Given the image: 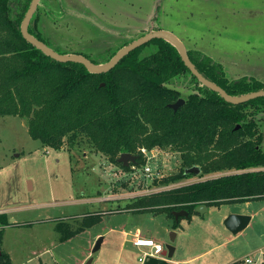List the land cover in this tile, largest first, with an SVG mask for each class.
<instances>
[{
	"label": "rangeland",
	"instance_id": "1",
	"mask_svg": "<svg viewBox=\"0 0 264 264\" xmlns=\"http://www.w3.org/2000/svg\"><path fill=\"white\" fill-rule=\"evenodd\" d=\"M157 5L159 25L219 63L228 80L252 79L264 86V0H40L38 25L54 45L97 58L126 38L145 33L157 17ZM259 115L262 132L264 115ZM143 158L152 168L150 177L142 173L144 165L124 171L82 147H43L29 136L24 118H0V213L23 225L4 230L1 247L11 264H85L89 259L95 264H139L146 249L131 247L137 232L164 248L175 233V260L222 243L224 214L250 221L232 240L190 264H225L230 259L241 264L246 258L262 264L264 199L211 206L203 216L193 212L176 229L167 213L123 211L138 198L133 196L169 189L157 183L178 169V154L170 149L153 150ZM198 180L193 176L181 184ZM93 213H102L97 223L61 240L63 231L77 229L82 216ZM58 223L62 232L56 230ZM103 235L107 243L93 253Z\"/></svg>",
	"mask_w": 264,
	"mask_h": 264
},
{
	"label": "trees",
	"instance_id": "2",
	"mask_svg": "<svg viewBox=\"0 0 264 264\" xmlns=\"http://www.w3.org/2000/svg\"><path fill=\"white\" fill-rule=\"evenodd\" d=\"M30 2L0 0V118H24L29 136L43 147L67 151L82 147L124 171L144 165L141 149L172 150L178 154V169L157 183L171 187L139 196L124 209L167 213L174 229L181 218L175 220L173 212L185 210L189 219L201 205L208 208L264 199V148L259 130L264 97L240 104L225 102L203 86L177 49L162 39L136 48L100 75L79 63L57 62L21 35ZM160 11L161 5H157L153 13L157 17L151 19L145 33L126 38L116 50L97 58L54 45L38 25L37 8L28 32L58 54H78L101 64L144 34L165 30L158 23ZM185 47L197 71L228 95L264 90L257 80H228L221 65L198 48ZM179 98L185 102L174 112L168 105ZM123 153L136 156L135 163L128 167L118 163ZM191 168L200 169L199 173H186ZM193 176L199 180L181 184ZM100 218L96 213L84 215L77 229L63 231L58 223L56 230L63 231L61 240H66ZM15 225L23 226L10 223L7 214L0 213V264H11L1 246L4 229Z\"/></svg>",
	"mask_w": 264,
	"mask_h": 264
},
{
	"label": "water",
	"instance_id": "3",
	"mask_svg": "<svg viewBox=\"0 0 264 264\" xmlns=\"http://www.w3.org/2000/svg\"><path fill=\"white\" fill-rule=\"evenodd\" d=\"M39 3V0H31L29 7L23 17V21L21 22L20 26V32L23 38L27 42H29L31 45H33L35 48L39 49L43 53L48 55L50 58L57 62L61 63H67V62H73V63H79L83 65L90 73L93 74H101L110 71L112 68H114L118 62L126 56L128 53L131 51L135 50L136 48L148 43L151 40L155 39H162L169 44H171L173 47L177 49L179 52V55L181 57V60L184 61V65L187 67V69L190 71V73L206 88L210 89L213 92H216L223 100L227 103L230 104H240L247 102L249 100H254L256 98H261L264 97V90H259L255 92H251L245 95H240V96H230L228 95L221 87L216 85L215 83L211 82L210 80L206 79L201 75L197 69L194 67V65L191 63V61L188 58L187 55V50L184 45V43L173 33L167 30H153L150 31L137 40L132 41L128 45L122 47L120 50H118L115 55L111 58L106 63H101V64H93L90 60L85 58L82 55L78 54H65L61 55L52 50L51 48L47 47V45L43 44L41 41L33 37L31 34L28 32V24L30 22V19L35 12L37 5ZM103 85V84H101ZM184 99L179 98L176 102L173 104H169L168 107L172 109L174 112L177 111L183 104H184ZM239 126H236V129H238ZM136 161V156H133L129 153H123L119 156L117 159V162L122 164L124 167H128L130 164L135 163ZM198 168H191L187 170L186 173H193V174H198L199 173ZM194 212L203 216L207 212V207L206 206H198L194 209ZM173 217L175 220L178 218H186L188 216V213L185 210L177 211L172 213ZM250 220V217L248 216H242V215H229L226 217L223 221L224 226L232 233L236 234L240 231H242L248 224ZM10 223L13 222L12 219L9 220ZM175 238V233L170 234L169 238V243L165 245V249L162 252V256H167L171 257L174 251V247L172 246V242L174 241ZM101 240H98L92 250V252H96L99 249ZM91 260L89 259L85 264H90ZM144 264H164L163 261L157 260L155 258H145L144 259Z\"/></svg>",
	"mask_w": 264,
	"mask_h": 264
},
{
	"label": "crops",
	"instance_id": "4",
	"mask_svg": "<svg viewBox=\"0 0 264 264\" xmlns=\"http://www.w3.org/2000/svg\"><path fill=\"white\" fill-rule=\"evenodd\" d=\"M166 30V29H165ZM219 64V63H218ZM220 65V64H219ZM223 71V70H222ZM29 183H28V185L30 186V189H31V187H32V182H30V181H28ZM222 205V204H221ZM220 206V205H219ZM209 208V207H208ZM208 208H207V210H208ZM123 211H129V210H123ZM129 212H133V211H129ZM133 213H135V212H133ZM100 214H102V213H100ZM253 215H251V217H252ZM225 217H226V215L224 214L222 217H221V219H220V225H221V223L223 222V220L225 219ZM250 221V220H249ZM223 224V223H222ZM248 224H249V222H248ZM247 224V225H248ZM179 225V227H180V224H178ZM172 226H173V222H172ZM222 234L221 235H223V237H224V241L222 242V243H219L218 245H215V246H213V247H210V248H208L206 251H203L202 253H192L191 255H187V256H185L184 255V253H182L180 256H179V258H177V259H175V260H173L172 259V256H174V253L177 251V247L176 248H174V251H173V254H172V256L169 258V257H167V256H162V254L159 256V257H151V258H155V259H157V260H160V261H163L164 262V264H190L191 262H193L194 260H199V257L200 256H202L203 254H206V253H208V252H210L211 250L213 251V250H215V249H217L218 247H219V245L221 246V245H224V244H226L227 242L226 241H228V240H232L233 238H234V236L235 235H237V234H239V232L238 233H236V234H232L225 226H224V224L222 225ZM5 230V229H4ZM110 233V232H109ZM233 235V236H232ZM99 235H97L96 236V238L98 237ZM176 236H177V234H176ZM135 237H141L140 235H139V233L137 232L136 233V235H135ZM134 237V238H135ZM133 238V239H134ZM106 238L104 237V235H103V237H101L100 239H98V240H101V242H100V245H99V249L103 246V245H105L106 243H107V241L105 240ZM133 239H132V241H133ZM97 240V241H98ZM96 244V243H95ZM131 247H133L134 249H136V250H138V251H140L141 249H146V250H144L143 252H142V254L144 253V252H148V249L147 248H143V247H136V246H134L133 245V242L131 243ZM98 249V250H99ZM97 250V251H98ZM230 260H232V261H229V262H227V263H225V264H233V262L234 261H236V260H233V259H230ZM138 261H139V264H144V260H142V259H138ZM191 261V262H190ZM83 262L84 261H82V263L81 264H83ZM264 263V253H263V262H262V264ZM90 264H95L94 262H93V259L91 260V263ZM124 264H129L127 261H125L124 262Z\"/></svg>",
	"mask_w": 264,
	"mask_h": 264
},
{
	"label": "built area",
	"instance_id": "5",
	"mask_svg": "<svg viewBox=\"0 0 264 264\" xmlns=\"http://www.w3.org/2000/svg\"><path fill=\"white\" fill-rule=\"evenodd\" d=\"M141 152L143 153V155H146V154L149 155V154H152L153 150L147 152L146 150L141 149ZM131 168L135 170L134 166L133 167L131 166ZM151 169L152 168H150V166L146 163L144 165V167L142 168V173L146 177H150L152 175ZM139 196H141V195L133 196L132 198H136ZM132 242H133V245L136 247H143V248L148 249V252H144L142 254V257H143V258H141L142 260H144L145 258H148V257H159L162 254L163 250L165 249L161 244L156 243L152 239H150V238L148 239L146 237H135ZM242 262H241V264H251L252 263L251 260H249L247 258L244 259ZM233 264H239V262H235Z\"/></svg>",
	"mask_w": 264,
	"mask_h": 264
},
{
	"label": "flooded vegetation",
	"instance_id": "6",
	"mask_svg": "<svg viewBox=\"0 0 264 264\" xmlns=\"http://www.w3.org/2000/svg\"><path fill=\"white\" fill-rule=\"evenodd\" d=\"M261 133H262V135H263V142H262L261 145H262V148H264V145H263V144H264V130H263Z\"/></svg>",
	"mask_w": 264,
	"mask_h": 264
}]
</instances>
